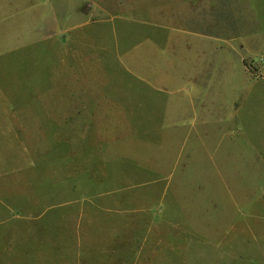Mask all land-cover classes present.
I'll list each match as a JSON object with an SVG mask.
<instances>
[{"label": "rangeland", "instance_id": "374dc122", "mask_svg": "<svg viewBox=\"0 0 264 264\" xmlns=\"http://www.w3.org/2000/svg\"><path fill=\"white\" fill-rule=\"evenodd\" d=\"M229 1L237 33L264 32V0ZM38 38L0 37V264H264V49L233 90L202 84L195 137L152 138L169 115L113 121L148 97L135 78L86 37ZM106 84L125 105L98 106Z\"/></svg>", "mask_w": 264, "mask_h": 264}, {"label": "crops", "instance_id": "0c3cea01", "mask_svg": "<svg viewBox=\"0 0 264 264\" xmlns=\"http://www.w3.org/2000/svg\"><path fill=\"white\" fill-rule=\"evenodd\" d=\"M0 24L4 28L0 37H39L37 42L44 34L86 37L84 41L91 42L88 48L97 50L99 63L101 56L111 59L118 73L135 78L140 88L148 92V97L128 103L129 109H116L117 114L121 111L128 117L113 121L162 122L166 116L171 117L166 120L171 122L168 134L165 129L169 125L144 131L152 138L195 137V123L209 120L202 115V84L208 89L217 88L216 77L224 74V88L233 90L227 76L247 78L244 56L264 49L263 31H235L237 23L229 0H0ZM220 25H224V30L218 28ZM207 74L215 76L207 81L202 78ZM105 86L111 95L104 94L98 106L121 107L132 95L130 84ZM240 90L249 92L247 86ZM120 98L124 102L116 100ZM160 104H164L163 116L151 117L150 110ZM204 106L216 114V102L209 99ZM139 131L134 130L132 135L139 137ZM180 141L177 149L183 147Z\"/></svg>", "mask_w": 264, "mask_h": 264}]
</instances>
